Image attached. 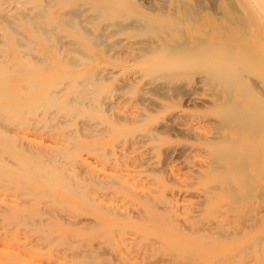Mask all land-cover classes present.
<instances>
[{
  "label": "rangeland",
  "instance_id": "obj_1",
  "mask_svg": "<svg viewBox=\"0 0 264 264\" xmlns=\"http://www.w3.org/2000/svg\"><path fill=\"white\" fill-rule=\"evenodd\" d=\"M9 1L6 0L5 4L3 3L2 5L0 3V12H2L0 16L12 13L13 20L11 23L18 22L16 28L20 26L19 28H22L21 32L29 35V28L23 25V20L15 18L18 17L17 14L19 12L28 10L29 7L27 8V6L31 8L32 4H28L25 0H14L12 3ZM139 1L148 6V3L154 4L153 6L156 8V11L161 10L165 3H163L164 0H151L152 2L150 0ZM175 1L166 0V10L171 11V8H173L178 14H181L183 12V9L180 8L182 1L192 3V6L188 5L191 7H189L190 11H192L193 7L204 6V11L200 10L201 8L196 10L197 13H201L202 20L209 19L212 25L221 29L220 31H215L212 30L211 26L205 27V31L211 30L209 35L204 32H186L190 39L208 36L207 39L209 41L224 42L227 38L224 35L225 30L223 28L237 27V24H232L225 18L226 0H205L204 3L202 2L203 6L200 5L202 0ZM207 1L210 2V5L212 2H215L217 8H215L214 4H212L214 7L211 5L210 8ZM19 2H22L23 5ZM41 2L54 5L51 0H41ZM13 3H17L18 5L16 4V6L18 8L15 5L13 6ZM81 3H83V6ZM86 3H88L87 0H80L71 5L58 3L52 8L49 7L48 10L52 14L51 17L57 21H59V18H62V22L61 19L59 21L61 23H63L64 19V21L73 19L71 17L73 9L76 12L80 10L84 13L82 12L79 18L83 19L84 25L94 30L95 33H102V30L106 27L103 32L104 44L98 47L85 44L83 46L85 50H80L83 53L88 52L86 54L93 59H88L89 61L87 62H84L86 58L82 57L83 54L79 50L72 49L73 52L69 48L72 39L76 35L81 34L80 29H77L76 33H74L64 23L60 24V26L59 24H57L58 26L55 25L56 32L54 31V33L56 34L49 36V45H40V42H35L36 50H30L29 52L37 55L38 58H34L28 52L27 55L25 54V51L28 50L24 51L25 55L23 56L22 51L19 50V52L15 49V38L11 37L14 34L11 30L9 31L8 24L0 19V22L2 21L5 25V27L3 25L2 30V23H0V33H2L0 34V50L3 48V53L0 51V62L5 61L6 58L11 60L17 59L21 61L24 68L33 65L37 67L38 71H46L48 65L44 64L45 66H43L35 62L36 60L39 61L41 59L39 57L40 54H43L44 57L49 59L50 63L57 66L56 76L67 73L73 74L70 83L67 82L68 78H65L67 81L64 79L61 81L62 84L60 82L59 85L57 84L56 87L51 89L53 91L48 89L44 93L45 96L57 93L56 97L61 101L63 100L62 103L65 108L58 109V107L50 106L49 111L51 113H48L47 110L49 108L47 107L49 105L44 106L45 110L40 108L33 114L30 113L32 116L29 113L24 116L25 120L20 121L21 125L19 122L16 123L17 125L14 123L15 126H11L13 130L10 129L9 120L6 121L7 116L0 113V127L2 128L6 123L4 129L9 125L8 128L10 130L6 128V131L11 134L7 132L3 133L4 130L0 129L2 130V132L0 131L2 135V137L0 135V147L7 154L6 156L0 151V218H2L0 219V264H264V206H262L264 205V195L261 194L262 199L259 193L261 189V193L264 194V181L262 179V177L264 178L262 176L264 175V130L255 138L248 139L235 134L234 129L231 128L232 126L227 125V127L222 124L225 121H223L217 112L220 105L222 106L228 101L219 86H212L203 77L205 74H197V72H200L198 69L190 70L189 76L182 74L173 77L164 76L160 71H149L143 66V62L147 59L148 55L146 53L148 50H145V52L144 46L148 48V44L153 45V41H158L159 37L152 34V38L149 36L150 42L147 43L145 40H147L148 36L137 32L134 28L130 29L131 32H129V29L125 32L116 31L113 27L111 29L109 25L106 26L107 20L99 17L96 20L93 18L95 12L93 13L90 4ZM205 3H207V6L209 5V8H205ZM4 6L6 8L5 13L3 12ZM9 6L12 7L10 8ZM34 8L33 5L32 9H29L27 13L32 16L36 15L37 11ZM199 10L202 12H199ZM144 11V9L139 8V14L137 12L131 13L128 16L120 18L121 22L128 23L134 17L139 18L140 15L146 12ZM68 13L71 15L69 16ZM215 14L216 17L220 18L217 19ZM88 19H91L92 24L88 22ZM98 21L101 22L99 23ZM110 22L112 20H109L108 23ZM258 27L259 24L257 23V29L248 35V39L253 41L250 42V45L253 47H255L254 44L257 43L260 36ZM59 28L60 30H58ZM58 32L59 34L62 33L60 35H64V38L61 39ZM254 33L258 35H254ZM56 35L60 37L61 42L64 41L67 44L58 43ZM51 42L52 44H50ZM4 45H6L7 49L4 48ZM60 45H64L61 46L62 49L61 47L59 48ZM63 49L65 51L64 54L66 53L65 56L62 52ZM259 51L264 54V50ZM4 52H6V58L3 55ZM76 58L81 62V66H75L78 61ZM74 59H76V64L72 67L65 64L66 61L70 63L69 61H73ZM8 65H10V62ZM77 65H79V62ZM250 75L254 76L252 77L253 79L249 78L251 76L248 74H246L245 78L249 84L251 79L255 81L253 83L254 81L252 82L251 80L252 85L250 84L254 92H261V89H264V85L263 87L261 85V83H264V80L257 76L260 79V83L258 79H255L257 78L255 75ZM81 77L85 79L88 77L87 81ZM177 77L180 78L178 79ZM93 79H96V81ZM83 80L85 81L83 82ZM64 81L67 82V85L64 84ZM76 83L86 85L84 87L85 90H90L92 94H95V98L94 95L91 96L92 94L89 91H87V96L83 93V89L75 94L72 88ZM25 84L23 83V88H25L23 92L27 93L30 86ZM64 86H67V88ZM89 86L91 87L90 89ZM59 88L61 89L59 90ZM25 90L27 91L25 92ZM219 90L221 91L219 92ZM214 93H217V99ZM259 94L264 97V92ZM66 95L67 97H65ZM70 95H73L75 98ZM80 96H82L81 99L84 102L81 99H77ZM72 97L75 100L74 103L72 102ZM219 97L221 100H219ZM226 99L227 101H225ZM231 100H235V97L232 96ZM69 102H72L74 105L77 102L76 106L73 105L75 109L72 108V104L70 108ZM79 103H81L80 106H78ZM57 109L63 115L58 116L61 112L57 113ZM51 110H55V112ZM66 111H69L72 116H69L70 119L68 118L69 113L66 114ZM84 117H86V120ZM28 118L34 120L32 121ZM29 121L30 124L27 123ZM49 124L53 127H48L50 126ZM224 124L227 123L225 122ZM217 126L220 127L218 128ZM48 130L51 132H48ZM217 130L219 133L221 132L222 136ZM24 132L26 133L25 137ZM227 133L229 137L226 135ZM217 135L220 139H218ZM4 136L8 140L3 139L5 138ZM18 137L19 140L22 138L20 142H18ZM215 137H217L219 142ZM257 137L258 139H256ZM9 139L11 140L13 149L17 150L16 152L10 146ZM235 140L237 141L235 142ZM232 141H234L235 145H238V143L240 145H234L235 150L233 149V152L232 150L230 151L231 155L228 154L226 156L225 154V156H222V152L228 151L230 147L229 143ZM17 143L21 147L17 146ZM241 146L242 149L244 148L243 151H251L248 152L250 154L249 156L247 155L248 158L244 157V159H241L240 156L237 158L239 154L234 153L238 152ZM23 147H27V150L39 148L38 150L40 152L43 151L42 153L46 151H48V154L49 152H53L50 154L53 158L49 156L48 158L47 155L46 157L51 160L56 159L54 162L51 160L47 162L48 159L45 155L43 156L46 159V165L42 155L36 161L40 166L44 164V167H50L52 172L58 174V179L66 183L69 182L70 190H66L69 189L67 185L65 189L53 181L42 185L36 177L29 179L27 173V175L23 174L21 176L13 172V166L22 158L21 152ZM56 153L59 154L55 155ZM74 153H77V156ZM60 154L65 159H62ZM214 154L219 156L220 159H216L218 157ZM233 154H236V156ZM54 156L57 157L55 158ZM225 157H229L227 158L228 160L224 159ZM214 158L221 165L224 164L227 171H225L224 167L221 168L222 171L224 170L223 172L218 171L221 166L218 162L214 161ZM2 161H6L7 163ZM70 161L74 163L71 164ZM79 161L80 163H78ZM246 165L247 167H245ZM215 166H219V168H216V172L215 170L213 171ZM231 166L238 170H233ZM82 167L84 168L82 169ZM61 168H63L62 172L59 171ZM28 169L33 170L32 166H29ZM238 171H242L243 173ZM236 172L240 173L238 177L235 174ZM62 173L63 175L61 176ZM64 173L68 176H65ZM230 175H233L234 178ZM16 176L19 177L17 178ZM64 176L65 179H63ZM226 176L227 178H225ZM19 178L21 181L24 180L22 183L27 182L25 185L21 184L24 186L22 189L19 187L21 182L18 183L16 181ZM210 179H218L221 183L216 182L217 180H212L213 182H211ZM253 179L257 182L255 183ZM72 182L75 183L74 185L77 184L78 188H81V191L78 189L80 192L79 197H77V190H74L76 186L72 185ZM80 182L83 183L82 186ZM224 184H226L227 188ZM250 184H252L253 188L250 187ZM254 185L257 186L255 187ZM216 187L220 189L218 190ZM224 187L226 189H223ZM254 188L256 189L254 190ZM258 188L260 189L258 190ZM71 189L76 192V195L72 193L73 190ZM227 189L230 191H222ZM43 192L44 194L41 196ZM251 192L258 193L263 204H258L261 199L255 196V194L251 195ZM245 198L249 201L247 202ZM3 199L4 201H2ZM239 200L241 201L239 202ZM49 201L52 203L50 204ZM250 202L255 203L251 204ZM249 203L256 208L250 213L251 206ZM257 204L262 207L257 206ZM248 206L250 209H247ZM228 208L230 211H228ZM241 208L243 209L241 210ZM246 209L248 213L244 211ZM32 219L34 220L32 222L34 224L31 223ZM25 221L27 230L22 223L24 222L25 224ZM256 224L257 226H255ZM28 225L31 227L30 229ZM34 226H37L40 232ZM53 233L59 236L56 237L52 235ZM47 239L50 242H47ZM248 243L250 244L248 245ZM67 244L70 248L67 247ZM76 244H79V246ZM246 244L247 246L245 247ZM75 247H77V250ZM251 248L253 249L252 251ZM259 252L260 257L262 255L261 258L258 256Z\"/></svg>",
  "mask_w": 264,
  "mask_h": 264
},
{
  "label": "bare ground",
  "instance_id": "obj_2",
  "mask_svg": "<svg viewBox=\"0 0 264 264\" xmlns=\"http://www.w3.org/2000/svg\"><path fill=\"white\" fill-rule=\"evenodd\" d=\"M5 1L6 0H0V3L1 5L4 3L5 4ZM11 3L12 1L14 0H10ZM9 1V2H10ZM17 1V0H16ZM52 3L54 5L56 4H62V5H71V4H74L80 0H51ZM162 1V0H161ZM175 1V0H174ZM179 1V0H178ZM194 1V0H193ZM201 1V0H200ZM205 0H202L201 1V4L202 5V2L204 3ZM211 1H214V0H211ZM25 2H28V4H32L31 5V8L30 6H27L28 10L32 9V6L34 5V8L35 11H37L36 15L32 16V15H29L28 10H19V11H22V12H19L17 14L18 17H14L15 19L17 18H20L21 20H23V25L27 26L29 29H28V32H29V35H25L23 34V32H21V29L18 27L16 28V24L17 23H11L12 20H13V17L11 16L12 13L10 14H6L5 16H0V19L4 22V23H7L8 24V29L9 31L11 30L14 34V36H11L12 38H15V49L16 50H20L23 52V56L26 54L27 55V52L30 56H34V58H38L36 54H32V53H29L30 50H36L35 49V42L38 41L40 42V45H43V44H47L49 45V41H50V35L52 34H56L54 33V31L56 32L55 30V25L58 26L57 24H66V26H68L69 28H71L74 32L76 33L75 31L77 29H80L81 30V34L80 35H76L73 39H72V43H70V46L69 48L72 50H85L84 49V45L85 44H88V45H92L94 47H98L102 44H104V29L106 28H101L103 29L102 33L98 34V33H95L94 30H91V28L87 27L86 25H84V22L79 18V16H81L82 12L83 11H80L78 8H75V9H78L79 11L76 12V10L73 9V11H71V14L73 17V19L70 21H64L63 20V23L62 22V18H59V21L61 19V22L57 21L56 19L52 18L51 17V12L50 10H48L49 7H54V5H51V4H47L46 2L42 3L41 0H25ZM48 2V1H47ZM88 3L86 4H90V7L92 8L93 10V13L95 12V15H94V19L96 20L98 17L99 18H103L106 21V26H110L109 28L112 29V27L114 28V30L116 31H119V32H125L127 29H129V32L131 28H134L137 32H141L143 34H146L148 37H147V40H145L147 43L150 42L149 41V38L151 37L152 34H155L159 37V40L156 41L154 40L153 41V45L152 44H148V48H146L144 46V51L145 50H148L146 53L148 54L147 55V59H145V61L143 62V66H145L149 71H160L163 73L164 76H169V77H173L175 75H188L189 76V73H190V70H193V69H198V71L200 72H197V74H200V73H203L205 74L203 77H205V79H207V81L209 83H211L212 86H219L224 95L226 96L227 99L225 101H227L224 105H220V107L217 109V112L220 114L221 118L223 119V121H225L227 124H224L225 122H222L223 125L227 126V125H230L232 126L231 128L234 129V132L235 134H238V135H241L246 137L247 139L248 138H252V137H256L259 133H261L263 130H264V97L259 94L261 92H264V89H261V92H254L253 90V87L251 86V80L253 79L252 77L254 76H251L250 74H253L255 75L256 77L259 76L260 78H262L264 80V54L262 52H260L259 50H264V0H226V3H225V6H226V10L224 11V15H225V18L232 24H237V27L235 28H229V27H224L223 29L225 30V37L227 38L226 41L224 42H215V41H209L207 39L208 36H205V37H195L194 39H190V37H188V35L186 34V32H190V33H198V32H204L205 34H210L209 32L211 30H207L205 31V27H208V26H211L212 30H215V31H220L221 29L217 28L216 26L212 25V22L211 20L207 19V20H202L201 18V13H197V9L201 8L200 10L204 11V4L202 5L203 7H193L196 8L192 9V11H190L189 9L191 8L190 6L188 5H191L192 6V3H188L187 1H182L181 2V6L180 8L183 9V12H181V14H178L173 8H171V11H168L166 10L167 8V3H166V0L163 1V6H162V9L161 10H158L156 11L155 7L153 5H151L152 3H148V5L146 4H143L141 3L139 0H87ZM150 2H152L150 0ZM176 2V1H175ZM210 5V2L207 1ZM7 3V2H6ZM21 3V5H23L22 2H19ZM17 4V3H16ZM16 4L13 3V6ZM79 4V3H78ZM82 6H83V3H81ZM174 4V3H173ZM205 8L208 7L209 8V5L207 6V3H205ZM212 4H214L215 6V2ZM211 4V5H212ZM7 5V4H6ZM18 5V4H17ZM51 5V6H50ZM195 5V4H194ZM211 5H210V8H211ZM217 5V4H216ZM161 6V5H160ZM175 7V5H173ZM213 6V5H212ZM213 6V7H214ZM249 6V7H248ZM10 7V6H9ZM12 7V6H11ZM10 7V8H11ZM17 7V6H16ZM190 7V8H189ZM4 10L3 12L5 11V6L3 7ZM2 8V9H3ZM18 8V7H17ZM16 8V9H17ZM73 8V7H72ZM139 8H142L144 9L145 13H143L142 15H140L139 18H132L130 19V21L128 23H123L121 22V19L122 17H125V16H128L130 15L131 13H134V12H137L138 14L140 13L139 12ZM215 8H217L215 6ZM15 9V10H16ZM181 9V10H182ZM220 9V8H219ZM1 10V8H0ZM11 10V9H10ZM71 10V8H70ZM199 12H202L200 11ZM217 11V9H215ZM8 11V10H7ZM69 11V10H67ZM66 11V12H67ZM210 11V10H208ZM211 11H213L211 9ZM2 12H0L1 14ZM5 13V12H4ZM84 13V12H83ZM217 13V12H216ZM219 13H220V10H219ZM69 14V13H68ZM69 14V16L71 15ZM218 14V13H217ZM13 15V14H12ZM63 15V14H62ZM65 15V14H64ZM206 15V14H205ZM7 16V17H6ZM11 16V17H9ZM16 16V15H14ZM60 16V15H59ZM66 16V15H65ZM203 16V15H202ZM9 17V18H8ZM70 17V18H71ZM215 17H216V14H215ZM131 18V17H130ZM217 19L220 18V17H216ZM10 19V20H8ZM92 19V18H91ZM91 19H88V22H91L90 20ZM93 20V19H92ZM109 20H112V22L108 23ZM2 21L0 23H2ZM84 21H87V20H84ZM59 22V23H58ZM99 22V21H98ZM101 22V21H100ZM99 22V23H100ZM4 23H2V30H3V25ZM98 23V24H99ZM105 23V22H104ZM259 24V29H258V33H260V36L258 37V40H257V43L254 44L255 47L251 46L250 45V42H253L251 39L249 40L248 39V35L253 31H255L257 28H256V24ZM20 24V23H19ZM92 24V22H91ZM22 25V24H21ZM261 25V26H260ZM101 26V25H100ZM5 27V25H4ZM103 27V26H102ZM1 30V32H2ZM60 30V28L58 29ZM57 30V31H58ZM261 30V31H260ZM69 31V30H68ZM11 32V33H12ZM61 32V31H60ZM6 33V32H5ZM10 33V32H9ZM2 34V33H0ZM59 34V32H58ZM62 34V33H60ZM59 34V35H60ZM254 35H258L256 33H254ZM17 36V37H15ZM55 36V35H54ZM53 36V37H54ZM132 36V35H131ZM150 36V37H149ZM2 37V36H1ZM8 37V36H6ZM56 37H58V35H56ZM61 39L64 38V35H60ZM60 37H58V40L57 42L60 43L61 40H60ZM223 37V36H222ZM3 38H5L3 36ZM11 38V39H12ZM152 38V37H151ZM154 39V38H153ZM3 41V40H1ZM52 41V40H51ZM4 42V41H3ZM2 42V43H3ZM14 42V41H13ZM61 43H65L64 41H62ZM60 43V44H61ZM139 43V41H138ZM147 43H142V44H147ZM5 44V43H4ZM52 44V42L50 43ZM67 44V43H65ZM64 44V45H65ZM46 45V46H47ZM64 45H60L59 48L61 46H64ZM6 47V45H4ZM39 46V45H38ZM3 47V46H2ZM106 47V46H104ZM51 48V47H50ZM62 49V47H61ZM3 48L0 50L2 53H3ZM25 50H28V51H25ZM72 50V51H73ZM99 50V48H98ZM19 51V52H20ZM26 53H25V52ZM53 51V50H52ZM57 51V50H56ZM62 51V50H61ZM68 51V50H67ZM71 51V52H72ZM0 52V53H1ZM37 52V51H36ZM63 54H64V49H63ZM74 52V51H73ZM77 52V51H76ZM81 52V51H80ZM25 53V54H24ZM38 53V52H37ZM88 54V52H86ZM86 53H83L81 52L82 57L85 59L84 62H87L89 61L91 58V56H88ZM62 54V55H63ZM66 54V53H65ZM64 54V56H65ZM81 54H79L81 56ZM5 55V58H6V52H4ZM36 55V56H35ZM93 56V54H91ZM16 56V55H15ZM41 59H39V61H35L36 63H40L42 64L43 66H45L44 64L48 65V69L46 71H38L37 70V67H34L33 65H29V67H23L22 63L20 60H11L9 58H6L5 61L3 62H0V113L3 115H6L7 116V119L6 121L9 120V124H10V129L13 130L11 128V126L14 125H17L16 123L19 122L20 124V121L23 120L24 116H26L28 113L30 114H33L35 111H37L38 109H44V106H48L47 108H49L47 110L48 113H51L49 110H50V106H55V107H58V109H63L65 108L64 104L62 103L61 100H59L57 97H56V94L52 93V94H47L46 96L44 95V93H46V90H50V91H53L51 89H53L54 87H56V85L60 84L61 81H63L65 78L68 80L65 79V81L67 82H71L72 81V75L73 74H70V73H67V74H64V75H58L56 76L55 73L57 72L58 68L56 65L50 63L49 59L47 57H44V55L40 54ZM63 58V56H61ZM71 58V57H70ZM28 59V58H27ZM77 59V58H76ZM74 59L73 61H69L70 63H68L66 61L65 64H67V66L69 67H72L73 65L76 64L75 60ZM89 59V60H88ZM4 60V58H3ZM29 60V59H28ZM78 60V59H77ZM93 60V59H92ZM91 60V61H92ZM82 61V60H81ZM10 62V65H8V63ZM79 62V65H77ZM35 64V63H34ZM70 64V65H68ZM77 64L75 66H81V62L78 60L77 61ZM142 65V64H141ZM41 66V65H40ZM83 66V64H82ZM94 73V71H93ZM194 73V72H192ZM160 74V73H159ZM196 74V72H195ZM246 74H248L249 78H252L250 80V84L248 82V80L245 78ZM78 75V74H77ZM96 75V74H95ZM162 75V76H163ZM192 75V74H191ZM159 76V75H158ZM163 76V78L165 79V77ZM72 77V78H71ZM93 77V76H92ZM160 77V76H159ZM71 78V79H69ZM82 79H85L84 77H81ZM88 78V77H87ZM86 78V79H87ZM95 78V77H94ZM99 78V77H98ZM161 78V79H163ZM178 78V77H177ZM180 78V77H179ZM178 78V79H179ZM82 79H79V80H82ZM85 79V80H86ZM255 79H258V81L260 80L258 77L255 78ZM83 80V82L85 81ZM96 81V79H93ZM197 80V79H196ZM204 80V79H203ZM64 81V82H65ZM87 81V80H86ZM173 81V79H172ZM182 81V80H181ZM206 81V80H205ZM254 80H252L253 82ZM257 81V80H256ZM257 81V82H258ZM63 82V83H64ZM65 82L64 84L67 85ZM80 82V81H79ZM82 82V81H81ZM82 82V83H83ZM89 82V81H88ZM256 82V83H257ZM260 82V81H259ZM23 83H26L27 85L30 86V89H29V92L27 93H24L23 88L24 85ZM87 83V82H86ZM96 83V82H95ZM97 83H98V80H97ZM255 83V81L253 82ZM261 83V82H260ZM25 84V85H26ZM62 84V82H61ZM81 84V83H80ZM80 84H77L72 88L73 92L76 94L77 92L81 91V89H83V93H85L86 95L88 94L87 91L90 92V90H85V86L86 85H82L80 86ZM89 84V83H88ZM181 84V83H180ZM194 84V83H193ZM98 85V84H97ZM179 85V84H178ZM255 85V84H253ZM262 87L264 85V83H261ZM260 85V86H261ZM83 86V88H82ZM65 87V86H64ZM94 87V86H93ZM256 87V86H255ZM67 88V86L65 87ZM91 87L89 86V89ZM258 88V87H257ZM264 88V87H263ZM61 88H59L60 90ZM96 89V88H95ZM94 89V90H95ZM211 89V88H209ZM255 89V88H254ZM98 91V89H96ZM95 90V91H96ZM102 90V89H101ZM99 90V91H101ZM27 90H25L26 92ZM94 91V92H95ZM221 90H219L220 92ZM214 92V91H213ZM91 93V92H90ZM89 93V94H90ZM72 94V93H71ZM92 94V93H91ZM217 94V93H216ZM214 93V96L216 95ZM220 94V93H219ZM94 95V98H95V94H92L91 96ZM70 96H73V95H70ZM76 96V95H75ZM84 96V95H82ZM80 96L79 98H77L78 100L81 99ZM88 96V95H87ZM105 96V95H104ZM103 96V97H104ZM211 96V94H210ZM217 96V95H216ZM234 96L235 97V100H231V97ZM67 97V95L65 96ZM69 97V96H68ZM74 97V96H73ZM72 97V99H73ZM75 98V97H74ZM218 98V96L216 97V99ZM220 98V97H219ZM215 99V100H216ZM102 100V99H101ZM221 100V98L219 99ZM67 101V100H66ZM82 102H84V100L81 99ZM218 101V100H217ZM72 102L74 103L75 100L73 99ZM72 102L70 103V108L74 105L72 104ZM93 102V101H92ZM96 102V101H95ZM67 103V102H66ZM72 104V106H71ZM93 104V103H92ZM91 104V105H92ZM222 104V103H221ZM76 105H77V102H76ZM74 105V106H76ZM81 103H79L78 106H80ZM84 106H86L85 104H83ZM219 105V104H218ZM72 107L75 109V107ZM99 108V107H98ZM57 109V113L58 112H61L60 110L58 111ZM95 109V108H94ZM53 110V109H52ZM51 110V111H52ZM90 110V109H89ZM92 110V109H91ZM97 110V109H95ZM100 110V109H99ZM102 110V109H101ZM42 111V110H41ZM76 111V110H75ZM52 112H55L52 111ZM67 112V111H66ZM71 112V111H70ZM69 111L66 113L68 114ZM77 113V112H76ZM30 114V116H32ZM55 114V113H54ZM62 112L58 115V116H61ZM79 114V113H77ZM76 114V115H77ZM39 115V114H38ZM57 115V114H56ZM55 115V117H56ZM63 115V114H62ZM65 115V114H64ZM74 115V114H73ZM35 116V115H34ZM72 117L70 115V113L68 114V118L70 119V117ZM29 117V115H28ZM47 117V116H46ZM51 117V116H50ZM64 117V116H63ZM62 117V118H63ZM66 117V116H65ZM4 118V116H3ZM2 118V119H3ZM26 118V117H25ZM74 118V116H73ZM82 118V117H81ZM90 118V117H88ZM216 118V117H215ZM1 119V118H0ZM30 120H32V118H28ZM67 119V118H66ZM68 119V120H69ZM84 119L86 120V117H84ZM93 119V118H92ZM25 120V119H24ZM34 120V119H33ZM32 120V121H33ZM36 121V120H35ZM97 121V120H96ZM2 122V121H1ZM59 122V121H58ZM86 122V121H85ZM5 123V121H4ZM12 123V124H11ZM28 124H30V121L27 122ZM34 124V123H33ZM62 124V123H61ZM66 124V123H65ZM6 125V123H5ZM4 125V126H5ZM14 125V126H15ZM21 125V124H20ZM25 125V124H24ZM32 125V124H31ZM36 125V124H35ZM48 125V124H47ZM50 126L48 127H51L52 125L49 124ZM67 125V124H66ZM91 125V124H90ZM2 126V125H1ZM4 126L0 129H3V133L7 132L6 131V128H8V126L4 129ZM23 126V125H22ZM58 126V125H57ZM216 126V125H214ZM30 127V126H29ZM28 127V128H29ZM35 127V126H34ZM32 127V128H34ZM44 127V126H43ZM53 127V126H52ZM59 127V126H58ZM73 127V126H72ZM76 127V126H74ZM91 127V126H90ZM218 127V126H217ZM220 127V126H219ZM218 127V128H219ZM228 127V126H227ZM31 128V127H30ZM57 128V127H56ZM215 128V127H214ZM9 129V128H8ZM9 129V130H10ZM35 129V128H34ZM217 129V128H216ZM222 129V128H221ZM221 129H218V130H221ZM228 129V128H227ZM22 130V129H21ZM29 130V129H28ZM53 130V128H52ZM217 130V132L219 133V131ZM2 132V130H0ZM222 131V130H221ZM15 132V131H14ZM48 132H51L48 130ZM54 132V131H52ZM2 133V134H3ZM10 134V132H7ZM17 134V132H15ZM25 133V132H24ZM14 134V133H13ZM13 134H12V141H13ZM22 134V133H21ZM221 135V132L219 133ZM218 134V135H219ZM1 135V134H0ZM4 135V134H3ZM11 135V134H10ZM9 135V136H10ZM217 135V136H218ZM228 136V133L226 134ZM260 135V134H259ZM26 136V133L24 135V137ZM222 136V135H221ZM225 136V135H224ZM262 136V135H261ZM2 137V135H1ZM0 137V138H1ZM5 137V136H4ZM229 137V136H228ZM3 139H6L3 138ZM10 139H11V136H10ZM9 139V140H10ZM22 139V138H21ZM20 139V140H21ZM215 139L217 140V137H215ZM218 139L219 136H218ZM224 139V138H222ZM221 139V140H222ZM226 139V138H225ZM230 139V138H229ZM258 139V137L256 138ZM8 140V139H6ZM18 140H19V137H18ZM20 140L18 142H20ZM228 140V139H227ZM218 141V140H217ZM237 140H235L236 142ZM256 141V140H254ZM9 142V141H8ZM219 142V141H218ZM10 143H11V140H10ZM9 143V144H10ZM229 143V142H228ZM252 143V142H251ZM24 144V143H23ZM22 144V146H24ZM230 144V145H229ZM228 145L230 146L228 151L226 152H222L220 150V152H222V156H228V154L231 155V150L233 152V149L235 150L234 148V141L230 142ZM237 144V143H236ZM242 144V143H241ZM12 145V143L10 144V146ZM15 145V144H14ZM238 145H240V143H238ZM238 145H235V146H238ZM17 146H20L19 143H17ZM217 146V145H216ZM248 146V145H247ZM262 146V145H261ZM12 149H13V146H11ZM21 147V146H20ZM18 147V148H20ZM245 147V146H243ZM249 147V146H248ZM2 147H0V151L3 152L1 150ZM15 148H16V145H15ZM81 148V147H80ZM217 148V147H216ZM222 148V147H221ZM252 148V147H250ZM254 148V147H253ZM22 158L20 161L17 162L14 168L13 166V169L15 173L23 176V174L27 175L28 174V178L31 179V178H34L36 177L37 179L40 180V184L44 185V184H49L50 182H56L58 185H61L64 189L66 188V185L69 189H66V190H70V186L68 185V183H66L65 181H62L60 179L57 178V173L56 172H52L50 170V167L49 168H46V166L44 167V164L43 165H38V162L36 161L38 158L41 157H44L43 155H47V157L49 156L50 158H53L52 156H50V153L49 154L47 153L48 151H46L45 153H42L40 152L38 149H32L31 150H27V147H23L22 148ZM27 151H26V150ZM244 149V148H243ZM242 149V146L239 148L238 152H234V153H237L239 155H237V158L238 156H240L241 159H244V157H247V155L249 156L250 154L248 152H251V151H243ZM41 150V149H40ZM44 150V149H42ZM215 150V149H214ZM213 150V151H214ZM247 150V149H245ZM250 150V149H249ZM261 150V149H260ZM260 150H259V153H260ZM5 151V150H4ZM13 151H17L16 149H13ZM45 151V150H44ZM81 151V150H80ZM216 151H218V149H216ZM243 151V152H242ZM77 152V151H76ZM254 152V151H252ZM262 152V151H261ZM4 153V152H3ZM20 153V152H19ZM64 153V152H63ZM255 153V152H254ZM6 156L7 154L4 153ZM59 154V153H58ZM57 153L55 155H58ZM76 154L77 156V153H74ZM252 154V153H251ZM264 154V153H263ZM4 155V157H5ZM215 155V154H214ZM234 155V154H233ZM261 155V154H260ZM1 156V155H0ZM216 156V155H215ZM221 156V155H220ZM236 156V154L234 155ZM255 156V155H254ZM257 156V155H256ZM45 157L43 158V160L45 159ZM46 157V158H47ZM48 157V158H49ZM55 157V156H54ZM57 157V156H56ZM55 157V158H56ZM60 157H61V154H60ZM218 158L216 159H220L219 156H216ZM252 157V155H251ZM249 157V158H251ZM262 157V156H261ZM47 158V159H48ZM62 159H65L63 157H61ZM68 158V157H66ZM229 157H225L224 159H227ZM248 158V157H247ZM258 158V156H257ZM5 159V158H4ZM215 159V158H214ZM214 160L216 162H218L217 160ZM223 159V158H221ZM256 159V158H255ZM51 159H48L47 162H49ZM54 160L56 159H53L51 161L54 162ZM59 160V159H58ZM77 160V159H76ZM228 160V159H227ZM245 160H248V159H245ZM1 161V160H0ZM45 161V165L47 164L46 162V159L44 160ZM43 161V162H44ZM212 161V160H211ZM255 161V160H254ZM260 161V159H259ZM2 162H5L7 163L6 161H2ZM11 162V161H10ZM37 162V163H36ZM71 162V161H70ZM247 162V161H246ZM252 162V161H251ZM256 162V161H255ZM1 163V162H0ZM13 163V161H12ZM16 163V162H15ZM14 163V164H15ZM51 164H53L52 162H50ZM60 163V162H59ZM68 163V162H67ZM74 163V162H71V164ZM80 163V161L78 162ZM219 163V162H218ZM3 164V163H2ZM55 164V163H54ZM62 164V163H61ZM220 164V163H219ZM230 164V163H229ZM236 164V163H235ZM240 164V162H239ZM247 164V163H246ZM260 164V162H259ZM264 164V163H263ZM5 165V164H4ZM76 165V164H75ZM217 165V164H216ZM231 165V164H230ZM233 165V164H232ZM245 165V164H243ZM250 165V164H249ZM3 166V165H1ZM29 166L31 167L32 166V169H28ZM63 166V164H62ZM214 166V165H213ZM220 168L219 166H215L213 168V171L215 170L216 172V168H219L218 171H222V167L225 168V165L224 164H220ZM235 166V165H233ZM233 166H231L233 168ZM10 167V166H9ZM70 167V166H69ZM230 167V168H231ZM247 167V165L245 166ZM244 167V168H245ZM6 168V167H5ZM81 168V167H79ZM84 167H82L83 169ZM231 168V169H232ZM235 168V167H234ZM233 170H238V169H234ZM237 168V166H236ZM241 168V166H240ZM243 168V166H242ZM1 169V168H0ZM8 169V168H7ZM11 169V167H10ZM9 169V170H10ZM12 169V170H13ZM254 169V168H253ZM68 170V168H67ZM247 170V168H246ZM259 170V169H258ZM2 171V170H1ZM60 172L63 171V168L59 169ZM224 171V170H223ZM222 171V172H223ZM225 171L226 168H225ZM243 171V170H242ZM240 172V173H243V172ZM245 171V170H244ZM248 171V170H247ZM250 171V170H249ZM11 172V171H10ZM27 173V174H26ZM59 173V172H58ZM213 173V172H212ZM239 173V174H240ZM246 173V172H245ZM65 174V173H64ZM90 174V173H88ZM208 174V173H207ZM231 174V173H230ZM235 174H237V177H238V173L236 172ZM250 174V173H249ZM63 175V173L61 174V176ZM214 175V174H213ZM220 175V173H219ZM242 175V174H241ZM248 175V174H247ZM261 175V174H260ZM65 176H68L67 174H65ZM65 176L63 177V179H65ZM205 176V175H204ZM225 176V175H224ZM229 176V175H228ZM231 177L234 178L233 175H230ZM249 176V175H248ZM251 176V175H250ZM253 176V175H252ZM264 176V175H262ZM8 177V176H6ZM5 177V178H6ZM17 177V176H16ZM19 177V176H18ZM17 177V178H18ZM90 177V176H89ZM217 177V176H216ZM243 177V176H242ZM245 177V176H244ZM247 177V176H246ZM9 178V177H8ZM21 178H24V177H21ZM88 178V177H87ZM91 178V177H90ZM221 178H224V177H221ZM227 178V176L225 177ZM249 178V177H248ZM25 179V178H24ZM68 179V177H67ZM219 179V178H218ZM218 179H212L213 181L217 180L216 182H220L218 181ZM242 179V178H241ZM245 179V178H244ZM263 181H264V178L262 177ZM20 180V178H19ZM16 180L18 181V183H20V186L18 184V186L22 189V187L24 188L23 185L21 184H24L27 183L26 181L22 183V181L24 180ZM211 180V179H210ZM210 180H208V182H210ZM211 180V182H213ZM225 180V179H224ZM240 180V179H239ZM254 182H255V179H253ZM233 181V180H232ZM241 181V180H240ZM210 182V183H211ZM223 182V181H222ZM227 182V180H226ZM257 182V181H256ZM255 182V183H256ZM74 185L75 183L72 182ZM76 183H79V182H76ZM81 183V186H82V182ZM221 183V182H220ZM228 183V182H227ZM232 183V182H231ZM242 183V182H240ZM244 184V183H243ZM249 184V183H248ZM1 185V184H0ZM213 185V184H212ZM217 185V184H216ZM233 185V184H232ZM247 185V184H246ZM245 185V186H246ZM252 184H250V187L253 188L251 186ZM6 186V185H5ZM27 186V185H26ZM76 186V189H74L75 191L77 190V197H79V191H81V188H78L77 187V184L74 185ZM79 186V185H78ZM224 186L226 187V184H224ZM255 186V185H254ZM257 186V185H256ZM255 186V187H256ZM262 186V184H261ZM8 187V186H7ZM49 187V186H48ZM219 187V185H218ZM223 188V189H226V188ZM239 187V186H238ZM264 187V186H263ZM13 188V187H12ZM35 188V187H34ZM217 188V187H216ZM234 188V187H233ZM236 188V187H235ZM241 188V187H240ZM243 188V187H242ZM246 188V187H245ZM249 188V187H248ZM53 189V188H52ZM71 189V190H73ZM78 189H80L78 191ZM212 189V188H211ZM218 189V188H217ZM220 189V188H219ZM218 189V190H219ZM256 188H254L255 190ZM260 188H258L259 190ZM263 189V188H262ZM5 190V189H4ZM12 190V189H11ZM40 190V189H38ZM65 190V191H66ZM73 190V194L75 193L76 195V192H74ZM246 190V189H245ZM249 190V189H248ZM256 190V191H258ZM264 190V189H263ZM262 190V191H263ZM13 191V190H12ZM28 191V190H27ZM54 191V190H53ZM223 192L224 191H230V190H222ZM233 191V190H232ZM242 191V189H241ZM255 191V193H256ZM8 192V190H7ZM220 192V191H218ZM234 192V191H233ZM240 192V191H239ZM15 193V191H14ZM17 193V192H16ZM19 193V192H18ZM46 193V192H45ZM235 193V192H234ZM246 193V192H245ZM244 193V194H245ZM254 192L252 193L251 192V195L252 194H255ZM260 195H264L263 193H261V189L259 191ZM20 194V193H19ZM43 196L44 192L41 193ZM48 194V193H47ZM231 194V192H230ZM228 194V195H230ZM250 194V192H249ZM24 195V194H22ZM26 195V194H25ZM74 195V196H75ZM235 195V194H234ZM239 195V194H238ZM262 195H261V198H262ZM39 196V195H38ZM73 196V195H72ZM211 196V194H210ZM216 196V195H215ZM241 196V195H240ZM248 196V195H247ZM245 196V197H247ZM255 196L259 197V194H255ZM18 197V196H17ZM50 197V196H49ZM81 197V196H80ZM232 197V196H231ZM235 197V196H234ZM242 197V196H241ZM253 197V196H252ZM251 197V198H252ZM9 198V197H8ZM12 198V196H11ZM44 198V197H43ZM57 198V196H56ZM233 198V197H232ZM260 198V197H259ZM260 198V199H261ZM264 198V196H263ZM262 198V199H263ZM2 199V198H1ZM19 199V198H18ZM17 199V200H18ZM82 199V198H81ZM86 199V198H85ZM84 199V200H85ZM221 199V198H220ZM238 199V198H237ZM242 199V198H241ZM255 199V198H254ZM253 199V200H254ZM262 199L259 201L258 204H261L262 203ZM56 200V199H55ZM223 200V199H222ZM231 200V199H230ZM243 200V199H242ZM245 200H247V202L249 201L248 199L245 198ZM4 201V199L2 200ZM45 201V200H44ZM43 201V202H44ZM47 201V200H46ZM52 201V200H51ZM60 201V200H59ZM241 200H239L240 202ZM244 201V200H243ZM58 202V201H57ZM89 202V201H88ZM227 202V201H226ZM232 202V201H231ZM246 202V201H245ZM256 202V201H255ZM255 202H250L251 204H254ZM50 203V201H49ZM52 203V202H51ZM50 203V204H51ZM249 203V204H250ZM22 204V203H21ZM49 204V205H50ZM54 204V203H53ZM52 204V205H53ZM229 204V203H228ZM250 204V208L248 206L247 209H250L249 210V213L256 209L254 208L252 205ZM257 204V206H259ZM263 204V203H262ZM19 205V204H18ZM233 205V204H232ZM243 205V204H242ZM47 206V205H45ZM57 207V205H55ZM53 206V207H55ZM63 206V205H62ZM65 206V205H64ZM94 206V204H93ZM231 206V204H230ZM245 206V204H244ZM261 206V205H260ZM259 206V207H260ZM264 206V205H262ZM261 206V207H262ZM2 207V206H1ZM92 207V206H91ZM228 207V206H226ZM234 207V206H233ZM239 207V206H238ZM241 207V206H240ZM11 208V207H9ZM65 208V207H64ZM40 209V207H39ZM55 209V208H53ZM59 209V208H58ZM218 209V208H217ZM229 209V208H228ZM235 209V207H234ZM243 208H241L242 210ZM244 210L248 213V210ZM262 209V208H261ZM26 210V208H25ZM52 210V209H51ZM56 210V209H55ZM63 210V209H62ZM66 210V208H65ZM69 210V209H68ZM67 210V211H68ZM155 210V209H154ZM219 210V209H218ZM227 210V209H226ZM6 211V210H5ZM19 211V210H18ZM32 211V210H31ZM53 211V210H52ZM64 211V210H63ZM221 211V210H220ZM230 211V209L228 210ZM259 211V209H258ZM258 211H257V214H258ZM49 212V211H48ZM57 212V210H56ZM211 212V211H209ZM218 212V211H217ZM222 212V211H221ZM233 212V211H232ZM260 212H262L260 210ZM263 212H264V209H263ZM44 213H46L44 211ZM164 213V212H163ZM229 213V212H228ZM231 213V212H230ZM1 214V213H0ZM28 214V213H27ZM26 214V215H27ZM33 214V213H32ZM51 214V212H50ZM49 214V215H50ZM54 214V212H53ZM153 214V213H152ZM252 214V213H251ZM24 215V214H23ZM60 215V214H59ZM58 215V217H59ZM151 215V214H149ZM218 215V214H217ZM227 215V214H226ZM231 215V214H230ZM248 216H252V215H248ZM254 216V215H253ZM25 217V216H24ZM39 217V216H38ZM235 217V216H234ZM40 218V217H39ZM154 218V217H153ZM238 218V217H237ZM258 218V217H257ZM2 219V218H0ZM20 219V218H19ZM18 219V220H19ZM57 219V218H56ZM264 219V218H263ZM27 220V219H26ZM158 220V219H157ZM28 221V220H27ZM31 221V220H30ZM34 220L32 219L31 223L33 222ZM55 221V220H54ZM19 222V221H17ZM257 222V221H255ZM7 223V221H6ZM23 225H25L24 228H26V230L28 229L26 227V221H25V224L24 222H22ZM47 223V222H46ZM264 223V222H263ZM20 224V223H19ZM34 224V223H32ZM45 224V223H44ZM10 225V224H9ZM14 225V224H13ZM37 225V224H36ZM56 225V224H55ZM248 225V224H247ZM11 226V225H10ZM17 226V225H16ZM40 226V225H38ZM51 226V225H50ZM257 226V224L255 225ZM29 227V225H28ZM34 227H37V226H34ZM33 227V229H34ZM48 227V226H47ZM264 227V226H263ZM31 227H29L30 229ZM62 228V227H61ZM35 229H38L39 232H40V229L37 227ZM50 229V227H49ZM60 229V228H59ZM256 229V228H255ZM26 230L24 229V231L26 232ZM18 231V230H17ZM36 231V230H35ZM1 232V230H0ZM33 232V230H32ZM44 232V231H43ZM47 232V231H46ZM35 233V232H33ZM63 233V232H62ZM4 234V233H3ZM30 234V233H28ZM27 234V235H28ZM46 234V233H45ZM65 234V233H64ZM68 234V233H67ZM54 235V233L52 234ZM38 237V235H36ZM56 236V235H54ZM59 236V235H58ZM56 236V237H58ZM261 236V235H260ZM29 237V235H28ZM32 237V236H31ZM33 237H35L33 235ZM32 237V238H33ZM255 237V236H254ZM257 237V235H256ZM2 238V237H1ZM36 238V237H35ZM33 238V239H35ZM61 238V237H60ZM30 239V238H29ZM40 239V238H38ZM63 239V238H62ZM61 239V241H62ZM2 240V239H1ZM58 240V239H56ZM259 240V239H258ZM32 241H35V240H32ZM65 241V240H64ZM71 241V240H70ZM257 241V240H256ZM261 241V239H260ZM264 241V240H263ZM7 242V241H6ZM41 242V241H39ZM44 242V241H43ZM47 242H50L48 241L47 239ZM250 242V241H249ZM262 242V241H261ZM38 243V242H36ZM46 243V242H45ZM61 243V242H59ZM58 243V244H59ZM63 243V242H62ZM263 243V242H262ZM40 244V243H39ZM44 244V243H43ZM42 244V245H43ZM69 244V243H68ZM68 244H67V247H68ZM250 243H248L249 245ZM252 244V243H251ZM5 245V243H4ZM27 245V244H26ZM48 245V244H47ZM46 245V246H47ZM74 245V244H73ZM79 246V244H76ZM24 246V245H23ZM28 246V245H27ZM45 246V248H46ZM77 246V247H78ZM247 246V244L245 245V247ZM48 247V246H47ZM56 247V246H55ZM54 247V248H55ZM62 247V246H61ZM74 247V246H73ZM77 247H75V249L77 250ZM244 247V249H245ZM252 247V246H250ZM44 248V247H43ZM65 248V247H64ZM70 248V247H68ZM4 250V249H2ZM62 250H63V247H62ZM67 250V249H65ZM64 250V251H65ZM249 250V249H248ZM247 250V251H248ZM253 249L251 248V251ZM8 251V250H7ZM56 251V250H55ZM68 251V250H67ZM66 251V252H67ZM75 251V250H74ZM250 251V250H249ZM250 251V253H251ZM261 252V250H259ZM14 252V251H13ZM35 252V251H34ZM33 252V253H34ZM241 252V251H240ZM260 252L258 254L259 258L260 257ZM51 253H54V252H51ZM68 253V252H67ZM245 253V252H244ZM249 253V252H248ZM257 253V252H256ZM264 253V251H263ZM25 254V253H24ZM37 254V253H35ZM44 254V253H43ZM10 255V254H9ZM39 255V254H38ZM41 255V254H40ZM49 255V254H48ZM244 255V254H243ZM16 256V255H15ZM56 256V255H55ZM67 256V255H66ZM188 256V255H187ZM191 256V255H190ZM252 256V255H251ZM7 257V256H6ZM17 257V256H16ZM264 257V256H263ZM14 258V257H13ZM30 258V257H29ZM189 258V257H188ZM254 258V257H253ZM256 258V257H255ZM16 259V258H15ZM36 259V258H35ZM28 260V259H27ZM263 260V259H262ZM15 261V260H14ZM34 261V260H33ZM38 261V260H37ZM30 262V260H29ZM74 262V261H73ZM246 262V261H245ZM6 263V262H5ZM16 263V262H15ZM40 263V261H39ZM79 263V262H78ZM24 264V263H23ZM48 264V263H47ZM82 264V263H81Z\"/></svg>",
  "mask_w": 264,
  "mask_h": 264
}]
</instances>
